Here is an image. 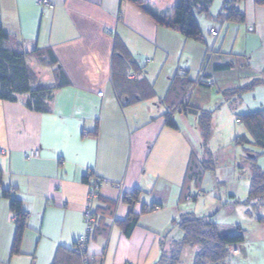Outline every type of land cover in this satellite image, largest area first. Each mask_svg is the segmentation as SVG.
<instances>
[{"label": "crops", "instance_id": "obj_1", "mask_svg": "<svg viewBox=\"0 0 264 264\" xmlns=\"http://www.w3.org/2000/svg\"><path fill=\"white\" fill-rule=\"evenodd\" d=\"M36 1L0 0V26L13 38L10 48L44 51L27 59L37 84L57 85L59 71L67 84L54 90L47 113L26 108L24 97L0 101V263L80 264L71 249L84 231L83 210L90 203L95 222L86 257L99 264H157L182 239L173 220L185 213L210 216L223 200L247 198L236 188L215 190L216 178H207L208 172L200 189L190 186L198 196L184 197L189 161L201 152L196 117L176 112L177 128L171 129L164 114L180 98L213 113V88L215 107L226 100L233 108L240 101L248 105L249 97L256 103L246 112L264 109L263 82L242 95L229 93L264 79V4L241 0L244 22L218 23L215 37L208 33L217 28L209 26L211 20L197 18L204 37L198 43L159 26L125 0H49L51 8ZM146 3L167 19L178 0ZM219 10L209 12L217 16ZM118 62L126 65L127 79L147 84L153 96L121 105L112 82ZM146 88L137 91L145 96ZM27 150H38L39 156L23 157ZM96 177L105 183L89 200ZM2 190L20 199L27 213L17 254L11 252L16 216ZM134 191L138 222L127 236L129 208L123 197ZM202 196L207 204L199 211L187 209ZM257 223L264 228V219ZM262 233L253 239L258 245L247 247L264 263ZM238 247L235 264L248 256L244 245Z\"/></svg>", "mask_w": 264, "mask_h": 264}, {"label": "trees", "instance_id": "obj_2", "mask_svg": "<svg viewBox=\"0 0 264 264\" xmlns=\"http://www.w3.org/2000/svg\"><path fill=\"white\" fill-rule=\"evenodd\" d=\"M125 1L131 3L139 11L152 17L159 26L175 31L183 37L198 43H202L204 37L196 18L197 15H204L206 18L217 23L228 21L244 22L245 20L243 13H241L238 8V3H240L241 0H224L222 8L217 16H213L209 12L214 0H178V4L173 7L171 15L167 19L158 18L156 14L149 9L146 0ZM257 2L264 4V0H258ZM224 6H226V8H224ZM10 42H13L12 36L5 33L0 26V101L15 102L21 97H24L23 103L29 110L39 113L49 112L50 101L54 90L63 84H67L65 76L59 71V81L57 85L53 87L37 84V75L28 65L27 59L30 56H34L35 58L42 57L44 51L40 52L34 49L33 51L26 52L20 48H10L8 44ZM46 53L48 54L49 51H46ZM53 60L52 57L51 62ZM125 66L126 65H121V63L118 62L112 74L115 93L121 105L127 106L140 102L146 97H152V89L148 88L147 84L137 80L127 79ZM261 82L264 83V79L259 81L255 80L247 86H239L236 89L229 90V93L234 94V96L237 94H245L248 91H252L259 85L258 83ZM140 87H147L145 96L137 91ZM175 92L176 85L173 87L171 86L169 92L170 96L174 95ZM224 94L226 95L225 92ZM167 108L168 110L164 114L165 124L171 129L177 128L174 122V115L176 112H190L196 117V129L200 134L199 144L201 152L199 155L193 154L191 156L187 167L186 183L184 186L186 191L184 197L188 196L192 198L196 195L198 196V194L192 196L190 190L191 184L194 188L200 189L204 175L211 167L208 166L209 160L206 161L204 159L199 161L198 159L203 157L211 159V155L208 151V139L211 135L212 113L204 111L201 108L193 109L181 98L175 104L168 105ZM237 121L246 128L251 140L242 135L235 137V143L241 146L251 143L259 148L264 155V109L248 111L242 114L241 117H237ZM246 159H249L248 161L251 160L250 187L248 196L243 202L264 205V168L257 165L255 154L252 152L246 154ZM1 176L0 171V181ZM96 178L102 181L104 180L101 177ZM96 178L92 180L91 184ZM1 195L9 199L10 209L16 216L15 234L11 252L17 254L21 245L23 233L26 229L27 213L24 211L23 203L20 199L11 197L6 190H2ZM138 195V191H134L131 195L123 197L129 208L126 221L124 222V232L127 236L130 235L132 229L138 222V213L135 212L136 210L134 208L135 204L138 202ZM234 201V199H231L224 202L220 205L219 210H216L210 216H195L191 213H185L181 215L179 219L173 220L172 225L179 229L182 239L179 242H174L177 244L174 246L172 245L175 248L164 251L157 264H177L180 249L185 245L195 248L196 257L194 264H227L228 259L234 256L229 255L228 248L233 245L238 247V245L245 241V230H243L239 223L221 222L216 215L220 212L226 215L232 214L236 207ZM155 207L157 206L154 205L151 209ZM93 215L95 220L94 212ZM86 252L79 255L73 251V247L71 249V254L79 258L80 264H83L84 261L86 264H99L95 263L93 259L91 260L86 257Z\"/></svg>", "mask_w": 264, "mask_h": 264}, {"label": "rangeland", "instance_id": "obj_3", "mask_svg": "<svg viewBox=\"0 0 264 264\" xmlns=\"http://www.w3.org/2000/svg\"><path fill=\"white\" fill-rule=\"evenodd\" d=\"M222 2L223 0H214L210 7V12L212 14H217ZM200 17L206 19L204 15H197L196 18ZM210 22L212 23L209 26L217 27L216 30L218 32V23L213 20H211ZM248 48L251 51L254 50V45L252 41H250V39L248 41ZM244 74L246 75V72H244ZM215 96L216 88H213V99H211L213 106L211 105V107L214 108V110L211 115V135L208 139V151L211 155V159L203 157L198 160H209L208 166L211 167L209 171H207V178H216L217 183L213 187L215 188V190H218V188H226L227 192H230L229 190H233L234 188H236L239 193H242L245 197H247L250 187L251 160L248 161L249 159H246V154L248 152H252L253 154H255V161L261 168H264V155L262 154V151L259 150V148L255 147L251 143H247L244 146L236 144L235 137L244 135L249 140H251L248 131L243 126V124L237 121V117L239 118L242 114L246 113V108L249 105V107L254 106L256 101H253L249 97H246L248 105L246 104V102L240 101L238 102L237 106L233 108L234 104H231L232 102L226 100L224 101L223 105H217L215 107L214 102L218 101L217 99H214ZM257 102L260 103L261 100H258ZM204 108L201 109L204 111H209L208 107ZM102 184H104V182ZM111 186L114 185L111 184ZM220 193H222V191ZM215 197L219 199L218 194L215 195ZM236 200L234 201L236 206L235 211L232 214L226 215L223 212H220V215L218 217L221 222L239 223L242 226L243 230H245L247 241L250 239V242L246 241L243 242L244 244H240L244 245V247L247 248L248 256L246 258H243L242 262H238L236 264H264L261 258L252 257V253H256L255 249H251L250 251V249L247 247V243L258 245L259 242H256L253 239H256L258 235L263 234L262 231L264 230V228H259L257 222L260 221L259 219H264V205H258L256 203L249 204L243 202L244 200ZM224 202L226 201L223 200L222 204ZM204 203L207 204L206 198L205 196H202L201 200H198L195 203L193 202V205L196 204L195 206L188 207L187 209L189 210L190 208H192V212L194 213V209L196 208V206L197 211H199ZM168 250H170V248H168ZM235 256L236 255H234L233 257ZM195 257V248L189 245L182 246L180 249L179 260L177 264H194ZM233 257L228 259L227 264H235L237 256L235 258Z\"/></svg>", "mask_w": 264, "mask_h": 264}, {"label": "built area", "instance_id": "obj_4", "mask_svg": "<svg viewBox=\"0 0 264 264\" xmlns=\"http://www.w3.org/2000/svg\"><path fill=\"white\" fill-rule=\"evenodd\" d=\"M36 4L38 6H45L48 8H51L53 5L49 0H38L36 1ZM226 8V6H224ZM208 33L215 37L218 35V32L214 28H210ZM102 93H99L101 95ZM39 153L38 150H27L23 153V157L29 159V158H35L38 157ZM105 183V180H100L99 178H96L91 186L89 187V192H88V197L89 200L95 198L98 193L99 187L102 185V183ZM94 215L92 212V209L90 208V203H87L84 207L83 210V223H84V231L78 236L74 246H73V251L77 254H83L86 252L88 248V243H89V236L92 231V226L94 223ZM228 253L230 256L236 255L239 252V249L237 246L233 245L228 248ZM83 264H86L85 261Z\"/></svg>", "mask_w": 264, "mask_h": 264}]
</instances>
